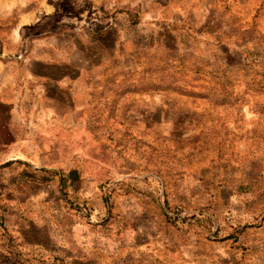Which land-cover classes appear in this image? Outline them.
<instances>
[{
    "label": "rangeland",
    "instance_id": "rangeland-1",
    "mask_svg": "<svg viewBox=\"0 0 264 264\" xmlns=\"http://www.w3.org/2000/svg\"><path fill=\"white\" fill-rule=\"evenodd\" d=\"M0 264H264V0H0Z\"/></svg>",
    "mask_w": 264,
    "mask_h": 264
}]
</instances>
